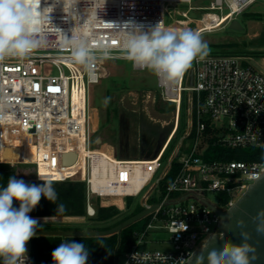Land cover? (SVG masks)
Wrapping results in <instances>:
<instances>
[{"label": "built area", "instance_id": "2783aa9c", "mask_svg": "<svg viewBox=\"0 0 264 264\" xmlns=\"http://www.w3.org/2000/svg\"><path fill=\"white\" fill-rule=\"evenodd\" d=\"M255 1L235 0L236 6H233V0H212L208 8L222 12L227 7L226 18L233 21ZM191 2L77 0L69 10L67 6L64 8L62 0L59 3L41 0V12L52 7L48 14L50 21L45 19L40 25L39 35L46 41L44 46L26 58L8 57L0 61V116L3 117L0 119V164L11 168L20 164L35 165L34 177L38 181H41L39 175L51 181L84 182L89 217L96 215L95 197L100 198L101 205H110L119 195L139 196L150 184L159 159L154 168L149 167L153 168L150 177L136 190L129 189L139 179L131 160L116 158L111 162L113 171L109 178L94 175L92 152L96 148V127L91 88L102 79L107 61L125 59L121 51L123 33L104 22L123 25L134 21L145 25L146 30L160 20L165 24L168 6ZM219 16L224 18L222 14ZM174 22L184 24L177 19ZM75 28L93 51L100 44L111 46L110 58L97 55L91 75L71 59L70 47L64 43V36L70 39ZM246 59L238 55L209 54L203 60H194L178 81L167 82L156 76L162 98L176 104L177 117L183 104L186 105L183 149L173 157L178 158L180 169L164 190L159 188V183L170 167L157 180L159 202L149 201L155 189L145 194V201L141 203L145 208L158 206L147 215L146 226L135 232L137 240L132 248L116 259L115 264H187L189 253L201 249L198 245L202 239L206 237L207 241L213 233L221 234L220 215L210 205L228 209L235 204L236 193H243L264 173V161L204 157L210 139L228 149L264 148L260 146L264 144V70L245 64ZM29 146L36 153L33 162L25 157ZM2 152L6 153L5 159L1 157ZM58 173H63V177H58ZM207 192H217L221 199L214 202L207 197ZM223 197H228V201L220 206ZM152 231L167 232L168 239L151 240ZM149 243L163 246L148 248ZM21 264H33L30 251L21 257Z\"/></svg>", "mask_w": 264, "mask_h": 264}, {"label": "rangeland", "instance_id": "374dc122", "mask_svg": "<svg viewBox=\"0 0 264 264\" xmlns=\"http://www.w3.org/2000/svg\"><path fill=\"white\" fill-rule=\"evenodd\" d=\"M211 2L212 0H192L191 4L168 6L165 24L179 29H184L186 26L188 29L198 32L208 44L210 54L237 53L243 55L246 52L264 51V46H260L259 40L264 32V18L256 19L249 15L264 14V0H256L236 17L243 29L230 27L232 21H228L226 18V13L229 12L227 7H224L222 12L209 10ZM219 14L224 15V18L221 19ZM176 19L186 20L187 23L176 24L174 22ZM207 26L213 28L207 29ZM232 44L236 46H230ZM244 56L247 57L248 63L264 70V57ZM90 98L93 122L96 127L94 134L96 148L92 154L94 160L101 161L100 175L109 178L112 170L109 164L117 160L116 158H121L141 164L140 172L137 173L140 180L137 181L141 183L146 181L141 175L145 173L150 177L155 166L154 163L159 159L150 184L142 190L139 196H136L135 200L143 203L145 194L152 192L153 189H155L153 196L158 197L160 191L157 188V180L165 175L172 158L179 149H183L181 140L185 131L182 134H179V131L183 123H186L187 128V112L185 113L182 108L179 117H177L176 104L166 102L162 98L156 75L150 69L144 72L134 70L132 62L127 59L107 61L102 79L91 88ZM170 147L173 148L169 156L164 158ZM5 155L6 153L3 152L2 157L1 153L3 159L6 158ZM25 157L29 162L36 160V153L32 147H27ZM3 165L11 167L7 164ZM15 168L19 179H31L35 175V165L20 164ZM148 176H146L147 179ZM241 194L236 193L235 200ZM207 197L214 202L221 199L217 192H207ZM115 198L124 205L120 206L114 202L112 204L121 211H125L126 198ZM96 199L97 197L94 198L95 204ZM31 217L39 220L41 226L80 227V230H92L94 227L113 224V220L100 222L87 216ZM150 239L154 241L166 240L168 234L164 231H152ZM205 242L206 237L200 241L198 248H202ZM162 246L156 243L147 245L148 248H161ZM27 249L30 251V243L27 244Z\"/></svg>", "mask_w": 264, "mask_h": 264}, {"label": "clouds", "instance_id": "9594fccd", "mask_svg": "<svg viewBox=\"0 0 264 264\" xmlns=\"http://www.w3.org/2000/svg\"><path fill=\"white\" fill-rule=\"evenodd\" d=\"M59 2L61 0H57ZM62 2L64 8L67 6L70 10L77 0ZM40 4L41 0H0V61L8 57L26 58L44 46L46 41L39 35L42 31L40 25L43 20H49L52 7L41 12ZM104 23L123 33L122 55L133 63V67L150 69L167 82L178 81L192 67L194 60H203L210 54L208 44L198 32L166 27L162 20L146 30L145 25L134 21H126L123 25ZM64 43L70 47L71 59L83 65L90 75L97 55L102 58H110L111 55L110 45L100 44L97 51H93L76 28L72 30L70 39L64 36ZM260 146L264 147V144ZM38 178L43 181L40 185L27 184L11 176L7 185L0 187V264H21V257L27 255V244L41 227L39 220L29 213L39 205L41 197L57 204L58 193L54 183L39 175ZM14 201L19 203L18 208L14 207ZM63 210L64 206L57 204V213ZM255 219L258 221L257 232L264 233V210L258 212ZM243 223L238 221L239 226ZM186 227L184 224L183 230ZM241 236L244 242L240 245L226 242L210 251L205 246L199 255L189 253V260L185 261L189 264L195 256V264H205V260L207 264H251L257 259L256 249L247 242L250 238L247 232H241ZM51 256L53 264H87L89 251L84 243L65 241L52 251Z\"/></svg>", "mask_w": 264, "mask_h": 264}, {"label": "trees", "instance_id": "16d2710c", "mask_svg": "<svg viewBox=\"0 0 264 264\" xmlns=\"http://www.w3.org/2000/svg\"><path fill=\"white\" fill-rule=\"evenodd\" d=\"M256 19L264 18V14L254 13L249 14ZM248 16V15H247ZM260 46H264V32L260 37ZM230 46H236L232 44ZM226 55H238V56H257L264 57V51H256V52H246L241 54L232 53ZM245 64H248L245 61ZM182 108L186 113V105L183 104ZM186 123H183L180 129V133L182 134L185 131ZM211 127L208 126V132H210ZM194 135V134H193ZM192 135V136H193ZM209 146L204 153V157L209 160L214 159H228V160H242V161H264V148L259 147H247V148H239V149H228L221 147L219 145L214 144V141L210 139ZM173 147L166 152L164 158L169 156L170 151ZM135 166L136 173L140 172L141 164L138 162H131ZM180 169V163L178 158H173L171 162L170 169L167 174L161 179L159 183V188L164 190L165 187L172 181L177 172ZM72 170H76L73 168ZM35 171V168H34ZM101 171V161L98 159L94 160V175H100ZM63 173H58V177H63ZM11 176H15L16 179L19 180L18 172L16 168L7 167L6 165L0 164V187H4L7 185L8 178ZM27 184H36L40 185L43 181H38L35 177L31 179H22ZM138 181H140L138 179ZM137 183L131 185L129 189L136 190L139 189L141 183ZM54 183V187L56 192L58 193L57 204H62L64 206V210L62 212L57 213V204L51 203L46 198L41 197L39 205L29 213L30 216L33 217H43V216H77V217H89L87 215L86 208V184L82 181H52ZM130 190V191H131ZM118 198H124L123 195L117 196ZM136 197L127 196L126 197V210L121 211L117 208L116 205H101L100 198L96 199V215L90 217L92 220L106 222L109 220H113V224L111 226H101L94 227V230L99 229H109L111 227L116 226L117 224L123 222L129 217L138 214L143 211L145 207L141 204V202H136ZM114 203H117L120 206H123L118 199L114 198L112 200ZM124 201V199H123ZM149 201L151 203H157L160 199L156 196L150 197ZM228 201V197H223L220 206H223ZM14 207H19V203L14 201ZM149 221V216L144 217L143 219L129 225L124 228L120 233L113 234L111 236L106 237H63V236H35L32 238L30 243V253L32 255L33 264H53L51 253L52 251L59 246L60 243L65 241H75L78 243H84L86 248L89 251V257L87 264H115L116 259L123 256L126 252H128L134 243L137 240L136 231L142 230ZM80 230V227L72 228V227H57L45 225L38 228L37 231L40 230Z\"/></svg>", "mask_w": 264, "mask_h": 264}, {"label": "water", "instance_id": "95a60500", "mask_svg": "<svg viewBox=\"0 0 264 264\" xmlns=\"http://www.w3.org/2000/svg\"><path fill=\"white\" fill-rule=\"evenodd\" d=\"M231 28L243 29L238 19H234L231 24ZM193 82V75L190 76V83ZM76 158V154H73V159ZM158 205L154 204L151 207L145 208L143 211L136 215L129 217L123 222L117 224L109 229L99 230H43L37 231L35 236H63V237H106L116 233H120L124 228L129 225L143 219L151 211H153ZM220 215L218 225L220 226V233H213L206 241L205 246L210 251L213 248H220L226 242L240 245L244 242V238L241 236V232H247L249 234L248 243L255 249L256 260H253L251 264H264V233L257 232V223L255 219L258 212L264 210V173L255 178V181L249 184L241 196L236 200L235 204L228 209L220 210L217 207L210 205ZM238 221H243V226L238 225ZM202 247V248H203ZM201 249L196 250L194 254L199 255ZM205 256L207 252L204 253ZM251 255V254H250ZM189 264H195V256L192 257ZM205 264L207 261L205 260Z\"/></svg>", "mask_w": 264, "mask_h": 264}, {"label": "bare ground", "instance_id": "6f19581e", "mask_svg": "<svg viewBox=\"0 0 264 264\" xmlns=\"http://www.w3.org/2000/svg\"><path fill=\"white\" fill-rule=\"evenodd\" d=\"M236 5V4H235ZM183 23H187V21L185 20V21H183ZM208 28H212L211 26H207ZM184 29H188L186 26L184 27ZM2 157H3V152H2ZM142 176V178L144 177V179H147V177L146 176H148L147 174H145V173H143V175H141ZM148 178H149V176H148Z\"/></svg>", "mask_w": 264, "mask_h": 264}]
</instances>
